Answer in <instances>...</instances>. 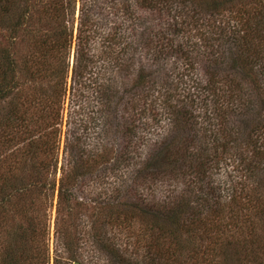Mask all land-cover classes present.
I'll return each mask as SVG.
<instances>
[{"label": "trees", "instance_id": "trees-1", "mask_svg": "<svg viewBox=\"0 0 264 264\" xmlns=\"http://www.w3.org/2000/svg\"><path fill=\"white\" fill-rule=\"evenodd\" d=\"M169 1L174 2L0 0V38L5 36L4 45L0 43V104L7 103L6 111L0 113V161L9 163L1 135L3 133L7 137L15 129L17 94L25 83L33 84L39 79L52 83V86L47 84L39 89L30 86L33 88L31 97L41 107L43 135L46 132L54 135L56 143L59 138L64 139L61 166L57 152L56 155L52 152V160H49L50 151H46L45 143L39 151L31 152L37 149L42 138L39 133L36 138L28 140L37 144L35 149L21 150L19 156H14L15 152L10 159L16 160L17 164L3 165L0 217L4 219L6 216L2 221L6 224L2 233L7 242L0 250V264H37V261H31L39 252L36 249L38 245L32 247L36 238H46L43 251H48V229L42 225V232L36 235V223H41L42 217L31 209V202L26 203L31 194L39 200L46 188L50 191L46 194L50 193L47 198L51 201L55 191L57 194V203L53 207L55 226L61 213L68 215L71 201L80 207L87 205L86 202L98 204L97 214L91 213L95 218H90V226L84 224L83 227L81 216L69 212L78 216L72 221V230L68 226L57 229L61 230L59 240L66 252L65 264H91L92 261L95 264H245V255L253 257L249 261L252 264H264L254 258L256 254L251 247H244V238L242 242H233L231 237L222 247L221 239L216 236L220 235L217 233L222 226L221 211L236 198L237 182L243 188L241 181L254 176L253 171L258 165L256 162L248 163L246 152L259 155V164L264 167V86L260 82L264 77V4L258 0L260 7L249 13L239 9V0H176L175 6L172 4L174 17L165 20L164 8ZM238 11H241L240 16ZM33 12L38 18L37 32L29 30L34 21L31 18H34ZM176 17H183L187 23L184 26H190L189 30L179 29L174 21ZM178 31L179 46H176L175 34ZM18 34L33 39L31 57L25 56L21 62L15 58L17 53L14 51ZM137 46L150 58V63L147 65L140 61V67L135 71L136 78L130 81L125 76L134 72ZM92 47L93 51L99 49L93 53L90 51ZM169 53L175 54L176 61L171 66L173 68L167 69L162 61ZM71 56L74 61L70 67ZM151 67L153 69L149 70ZM148 70L151 82L154 80L155 84H161L156 90L145 86L147 77L144 73ZM193 70L200 71V78L190 74ZM168 83H174L176 90L175 87H165ZM115 84H122V89ZM159 109L163 114L160 117ZM118 112L122 116L118 122L120 132L117 130L122 139L121 148L113 159L107 160L108 164L102 167L100 164L99 170H91L78 141L86 131L85 126L101 121L105 130L115 121L113 119ZM231 115L239 116L240 121L229 124ZM163 116L176 135L162 150L164 156L158 161L148 162L142 171L143 168H138L140 163L134 164L138 152L136 148L131 149L130 135L148 129L154 119L157 121ZM64 126L67 128L65 135L62 131ZM78 130L82 131L81 135ZM162 137H158L160 145L165 144L166 138ZM58 148L59 143L56 151ZM157 152L160 151L156 150L154 154ZM38 153L45 159H39ZM31 159L37 161H30L27 166V160ZM142 161L146 163L148 158ZM222 162L226 164L228 179H236L223 189L220 185L222 171L219 173L218 169ZM124 166L130 175L136 177L128 184L134 197L128 203L125 198L118 201L133 208L135 219L131 216V221L124 226L125 230L129 229L125 240L116 242L117 233H111V229L117 221L115 213L119 207H116L118 203H113L117 194L113 185L119 187L127 181L126 175L120 172ZM58 173L61 177L57 181ZM91 173L95 180L99 179V186L109 178L110 190L101 192L93 186L94 198L84 200L76 193ZM164 177L178 182L180 179L182 186L197 193L202 191L199 178L204 180L210 200L205 202L198 198L195 202L201 206L208 203L214 208L216 215L212 218L215 219L199 215L190 206V195L171 198L163 189L155 188L160 181L163 183ZM143 179H149L155 186L142 182ZM93 184L98 186L96 182ZM163 184L176 190L169 185L170 182ZM224 191L228 193L226 196ZM123 206L121 208L126 212ZM261 217L264 219V212ZM230 218L235 219L232 215ZM125 220H121L122 225ZM96 221L99 222L98 229L94 227ZM135 223H145L151 231L157 227L166 232L169 242L149 251L145 244L148 232L143 235L130 232ZM210 226L216 227L214 232ZM234 227L238 234L242 233L240 228ZM247 235L252 236V231ZM132 240L137 246L133 257L128 256ZM196 240L202 243L198 244ZM120 243L124 246L122 250H119Z\"/></svg>", "mask_w": 264, "mask_h": 264}, {"label": "rangeland", "instance_id": "rangeland-1", "mask_svg": "<svg viewBox=\"0 0 264 264\" xmlns=\"http://www.w3.org/2000/svg\"><path fill=\"white\" fill-rule=\"evenodd\" d=\"M20 1V0H19ZM34 1H38V0H34ZM174 2L176 0H173ZM171 2V1H169ZM167 2V4H165V8H164V13H165V20H170L172 17H174L175 12H174V6L175 3L171 2L169 3ZM260 2L262 4H264V0H260ZM18 3V1H17ZM174 6H173V5ZM255 7H260L258 6V0H239V9L241 11H248L249 13H253V9ZM241 11H238V16H240ZM16 13V12H15ZM32 15V14H31ZM31 15L29 14V16L31 17ZM34 18H32L29 30H34V32L38 31V25L36 23V19L37 15L35 12H33ZM14 15H12L10 17V19L13 18ZM177 16V15H176ZM237 16V14L235 15ZM107 19H105L106 21ZM174 21L176 23H178V28L179 29H184V30H189L190 26L185 27L184 24H187L185 22V20L183 19V17H180L178 19V17H176V19H174ZM171 22V21H170ZM166 23V22H165ZM6 31V30H5ZM3 31V32H5ZM5 34V33H4ZM21 34V32H20ZM20 34H18V38L17 40L14 41V51L17 53L15 54V58L21 62V60L27 57H31V52L33 53V50H30L32 47V37H23ZM35 34V33H34ZM31 35V34H30ZM29 35V36H30ZM176 40H175V45L179 46V31L175 34ZM192 35V33H191ZM5 38V36H4ZM4 38H0V43L2 44V46L4 45ZM34 38V37H33ZM20 39V40H19ZM36 39V36H35ZM191 41V40H188ZM13 43V42H12ZM99 49V48H97ZM95 49V50H97ZM179 49V47H178ZM94 50V51H95ZM90 51H93V47L90 49ZM93 51V53H94ZM14 52V53H15ZM135 57H136V65L134 67V72L133 74L129 75V73H127V77L128 80H135L136 78V70L137 68L140 67V61L143 62V64H147L149 65L150 63V58L145 56L144 51L141 50V48L139 46L135 47ZM175 54L174 53H169V56H167V58H165L162 62L163 64L167 67V69L169 68H173L171 67L173 65V63H175L176 59H175ZM55 61L56 58H55ZM60 61V60H59ZM73 57H70V67L73 65ZM177 65H179L178 61H177ZM179 68V67H178ZM153 69L152 67L149 68ZM149 70L146 71L144 73V75L147 77V80H145V86H150L152 90H156L157 87L161 86V84H155L154 80L151 82V75L149 73ZM178 72V69L176 70V72L173 75V78L175 76V74ZM200 72V71H199ZM197 72L196 70H193L191 73L194 74L195 78L197 79L200 78V73ZM189 74V75H190ZM121 79L123 80V77H121ZM177 79V78H175ZM148 81L150 84H148ZM147 82V83H146ZM261 86H264V77L261 79ZM119 83V82H118ZM153 83V84H152ZM19 84L23 85V82H19ZM47 84H51L52 83L48 82L47 80H37L36 82H33V84H29V83H25V85H23L22 87V91L19 92L17 94V108L16 110H14L15 116L17 117V121L14 123V127L15 129H13L12 131H10V133L8 134V136L6 137L3 133H2V138H3V146H4V153L7 152L6 156H8L9 159V163H6L3 161L4 163H2L0 161V174L3 171V165H16L17 162L16 160H11L10 156H12L13 154H15V152L17 154H15L14 156H19L20 154H18L19 151L21 150H31V149H35L34 146L37 145V149L32 150L33 151H39V149H41V145L43 143H45L44 147L46 148V151H50L48 154V158L49 160H52V152L55 153L57 152V157L59 158V166H61L62 162H63V155H62V151H63V143H64V139L59 138V148L56 151V146L58 145V143H56L57 139H54V135L51 136V134L49 135L48 132H46L44 135L42 133V130L44 129V127L41 124L42 119H41V113L39 112V110L41 109L40 106L37 105V103H35L31 97V93H32V89L30 86H34L36 88H40L41 86L47 85ZM183 84H185V80L183 82ZM260 84V83H259ZM117 85L116 87H120L122 89V84H115ZM128 85V84H125ZM172 87V89L176 90V86L174 83H168L165 84V87ZM183 86V85H182ZM125 87V86H124ZM151 90V92H153ZM261 91V90H260ZM35 93V91H34ZM261 94H263V92H261ZM37 97V94L35 95ZM118 99V98H117ZM7 101V100H6ZM6 102H2L0 104V113H4L6 111ZM143 105V104H142ZM161 109V108H160ZM160 109L158 110V112L160 113ZM41 111V110H40ZM160 115H163L162 113L159 114L158 117H160ZM1 116V115H0ZM121 114L118 112L117 116L113 119L115 121H113L111 124H109L107 126V128L105 130H103L102 128V123L101 121L97 122V124H93V125H87L85 126L86 131H84V133L81 135L82 131L78 130L77 132L79 133V135H81V140H79V144H81L82 146V153L84 154V157L88 158L89 160V164L91 165V170L96 168L98 169V167L101 164L102 166H105L107 163V160L113 159L114 156L116 155V152L118 149L121 148V137L119 136V134H117V130L120 132V124L118 123L121 119ZM150 118V117H149ZM95 120H97L96 117H94ZM153 119H151L152 121ZM248 120H251L250 118ZM247 120V121H248ZM240 121V117L237 115H231V117H229V124L234 125L235 123L237 124ZM253 122V121H252ZM258 122V120H257ZM39 126V127H38ZM170 126L168 125V120L163 116L162 118H159L157 121L154 119V121H152V125L146 129V130H139L138 132H134L133 134L130 135V146L131 149L136 148L137 150V161L134 162V164H139L140 166L138 167L139 169L143 168L142 171L144 170V168H146L148 162H151L153 159L154 160H159L160 158H162L165 154L164 150L168 143H170L171 139H173V137L176 135V132H172V130H170ZM67 130V128L64 126L62 131L65 135V131ZM37 131V132H36ZM75 131V130H74ZM40 134V136L42 137L41 140L37 143V144H31L30 142H28L29 139H34L37 137V134ZM163 136V137H162ZM72 137V135H71ZM159 138H166L165 140V144H161L160 145V139ZM132 139V141H131ZM217 140V139H216ZM162 141V140H161ZM12 142V144H11ZM164 142V141H162ZM1 143V142H0ZM72 145L76 146L77 144H73ZM133 147V148H132ZM1 148V146H0ZM110 149H113L110 152ZM43 149V147H42ZM8 150V151H7ZM160 151L157 152L158 154H154L155 151ZM1 151V150H0ZM30 152V153H31ZM40 154V155H39ZM246 157H247V161L248 163H252V162H256L258 163V165L256 166V168L254 169L253 173L254 176L251 175L252 177L248 178L246 181L242 180L241 184L242 185L240 187V182H237V191L235 189L234 191V196L236 197L234 202L230 205H227V209H224L221 211V215L223 216V220L222 222H220L221 226V230H219V232L217 234L220 235H216L217 238L221 239L220 244H222L221 246L223 247L225 245V242L227 240H230L231 237L234 239V241H241L244 238L245 241V246L244 247H251L252 250L255 252L256 255H254V258L256 260H258V262H264V219H262L261 214L262 212H264V167L260 161V157L257 154H253L252 152H246ZM37 155H39V159L43 160L45 159V156L42 155L41 153H38ZM156 155H158V159H155ZM28 156H31V154H29ZM100 157V159H99ZM54 158V157H53ZM148 158V161L143 162V159ZM99 159V164L97 163V160ZM96 160V162H95ZM101 160V161H100ZM30 161H34L36 162L37 159H31V160H27L26 165L29 166L30 165ZM260 161V162H259ZM108 164V163H107ZM218 164V163H217ZM219 168L220 171L219 173L222 174L220 177V185L222 186V189L225 187H229L230 184L235 181L236 179L231 177L230 179H228L227 177V168H226V164L224 162L219 163ZM58 166V167H59ZM23 167V165H22ZM223 168V170H222ZM133 169V168H132ZM99 170V169H98ZM134 170V169H133ZM217 171V170H216ZM120 172L124 173L126 175L125 179L127 180L124 184H121L119 187H116L115 185L114 188H117V194L115 196V198H113L115 201L113 202L114 204L118 203L116 207H119L118 209H116V213L115 216L117 214V221L114 222V227L111 229V233L112 231H115L116 234V242H120L122 240H125V236L128 235L129 229H124V226L129 223L131 221V216L134 218L135 213L133 212V208L129 207L128 205L123 206L124 204L118 200H122V199H126V202L128 203L129 200L133 199V194H130L129 188H128V184L133 180L136 179V177H134L133 175H130V172L128 170L125 169L124 167L120 168ZM224 172V173H223ZM218 173V171L216 172ZM108 175V172H106V175ZM50 176V172L47 173V179H49ZM61 177V174L58 173L56 178L58 181V178ZM218 177V176H216ZM87 179L84 180L82 186H80V190L77 191V196L79 198H82L84 200H87L89 198H94V194L93 192L95 191V189H93L92 187L94 186L95 188H97L96 190L104 192V190L108 189L109 192V187H108V182H110L109 178H106L105 183L102 186H99V179L97 178L96 180L94 179V175L91 173V176L86 177ZM15 180V179H14ZM46 180V179H45ZM95 180V181H94ZM143 181H147V183L149 185H154L150 183L149 179H143ZM46 182H49L48 180ZM81 182V181H80ZM97 183V187L95 184L93 183ZM115 182V180H114ZM141 182V184H142ZM167 185L170 182L169 185H173L175 187V189H171L168 186H166L163 183H166ZM199 182L201 183V187H202V191L200 190V193L195 192L193 189L190 188H186L184 186L181 185L180 179L179 182L178 180H170L167 179L166 177H164L163 179V183L160 181L159 183L156 184L155 188L158 189H163L165 193H168L166 196H170L171 198L176 197V196H180L182 194H186L188 197L192 198V202L190 203V206L195 209V211L199 214V215H208V217H213L215 214V209L211 208V206H209L208 203H206L204 206H201L200 204H197L195 201L198 198H202L203 201L208 202L210 200V192H206L205 186H204V180H200L199 178ZM160 184H163V186H159ZM76 185V184H75ZM58 184L56 183V188H57ZM71 186H74V184H71ZM221 188V187H220ZM140 190V188H139ZM176 191V192H175ZM186 191V192H185ZM47 192H50L48 188H46L43 191V194H40L39 196V200L37 199V196L34 195H29V199L26 200V203L31 202L32 206L31 209H34L36 215L38 214L41 218V223H36V235L42 230H43V226H46V228L48 229V251H43L46 244V238H36V240L34 241V245L32 244V247H36L38 245V247L36 249H38V253H36V255L33 257L34 259L31 261H37V264H65V249L63 250L62 245L60 243V234H61V230L57 231V229H60L61 227H70L69 230H72L71 227L72 226V221H74L75 219H77L76 217L81 216V220L83 219V227L84 224L86 226H90V220L94 219L95 217H91V213L92 214H97L98 212V204H92L90 202H86L87 205H84L83 207H80L78 205H76L75 201H71L70 204V209L69 212H72V214L78 215V216H74V215H70V213L68 212V215L61 213L60 217L57 220V225L55 226V218H56V213H55V208H53L56 203H57V197H56V191H55V196L53 198V200L51 201L50 199L47 198V196L50 194H46ZM178 193V194H177ZM97 194V192H96ZM163 194V191L162 193ZM228 193L227 191H224V195L226 196ZM45 195V196H44ZM131 195V198H129L128 196ZM170 198V199H171ZM16 200H19L18 198ZM15 200V201H16ZM78 202V201H77ZM79 203V202H78ZM51 205V209L49 208ZM126 208V212L121 208V207ZM47 216L46 217H44ZM103 215H105L103 213ZM230 215H232V217H234L235 219L232 220V218H230ZM67 216V217H66ZM108 216V214L106 215ZM114 216V217H115ZM91 218V219H90ZM6 219V216L5 218ZM2 219V217H0V250H2V245L4 244V242H7V238L5 237V235L2 233V227H5L6 224L2 223V221L4 220ZM73 219V220H72ZM122 219H126L124 222V225H122L121 220ZM135 219V218H134ZM147 219V218H146ZM215 219V218H212ZM43 225V226H42ZM98 225L99 222H95L94 223V227H96L98 229ZM238 227L240 228V231L242 233L238 234L236 228L234 227ZM146 228V229H145ZM148 225L143 223V224H139V223H135V227L134 229H130V232H132V234H146V231L148 232L146 234L145 237V244L148 248L149 251H152L153 249H158L160 248L164 243H168V238H167V233L166 232H162V230L158 229L157 227H153V230L151 231L150 228H148ZM210 229L214 230L216 229V227L210 226ZM250 231H252V236L251 235H247V233H249ZM199 233V237H200V232ZM244 234V236H243ZM243 237H242V236ZM185 236L188 238L187 234H185ZM226 236V237H225ZM194 239H197V236L194 235L193 236ZM203 237V236H202ZM204 238V237H203ZM9 240H12V237L10 238L8 236ZM119 240V241H118ZM196 242L198 244H201V241H197ZM238 242V241H237ZM126 244V242H125ZM204 244V243H203ZM119 250H122V248L124 247L122 243L119 244ZM250 245V246H249ZM135 241L132 240V243L130 242V251L128 256L133 257L134 256V251H135ZM155 247V248H154ZM203 246L201 247V251H202ZM32 250H35L32 248ZM40 252L42 253L41 255ZM0 253H2V251H0ZM253 257L249 256V255H245L244 260H245V264H252V262H249ZM55 260H58V263H55ZM218 260V258H217ZM216 261V259H215ZM79 264V263H77ZM91 264H95L94 261L91 262Z\"/></svg>", "mask_w": 264, "mask_h": 264}, {"label": "water", "instance_id": "water-1", "mask_svg": "<svg viewBox=\"0 0 264 264\" xmlns=\"http://www.w3.org/2000/svg\"><path fill=\"white\" fill-rule=\"evenodd\" d=\"M75 264H77V263H75Z\"/></svg>", "mask_w": 264, "mask_h": 264}]
</instances>
